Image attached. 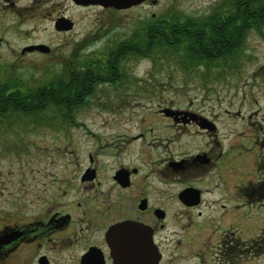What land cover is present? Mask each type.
I'll return each instance as SVG.
<instances>
[{"label":"flooded vegetation","instance_id":"obj_1","mask_svg":"<svg viewBox=\"0 0 264 264\" xmlns=\"http://www.w3.org/2000/svg\"><path fill=\"white\" fill-rule=\"evenodd\" d=\"M253 1L217 0L196 13L172 5L125 28L127 12L160 0L128 8L0 0V110H12L13 83L31 64L46 70L24 85L54 81L46 90L64 95L43 105L55 118H0V264H120L130 224L145 229L155 264H264V62L248 78L246 110L163 96L189 95L210 64L225 76L230 69L239 87L253 46L246 36L264 35V25L239 17ZM95 9L79 38L83 11ZM163 16L168 54L157 53L153 25ZM143 59L152 65L137 71Z\"/></svg>","mask_w":264,"mask_h":264},{"label":"rangeland","instance_id":"obj_2","mask_svg":"<svg viewBox=\"0 0 264 264\" xmlns=\"http://www.w3.org/2000/svg\"><path fill=\"white\" fill-rule=\"evenodd\" d=\"M217 0H160V3L156 6L153 5H142L140 7H137L133 11H129L126 13L124 18V23L121 25L125 28H128L131 23L134 22L135 18L137 16H142L146 14H150L152 11L159 12L160 14L165 13L169 7L174 5V8H177L181 11H187L190 13H196L203 11H208L214 4V2ZM85 15H82L83 18L79 20L78 23V35L79 38H82V36L85 34V31L87 29V26L90 22H92L93 18L97 16L96 9L95 10H89V11H83ZM247 44H253V46L247 47L246 54L248 56H244L243 60L240 63V69L241 72L239 75L242 74V77H238V85L239 87L235 89L233 85L235 84V80L237 78H234L230 74V69H226V76L224 74L219 73L218 69L215 68L214 64H210L208 67L207 65L201 66L199 68V71H205L206 76L200 77V75H195L194 80L196 81L195 84H192L191 86L195 87L194 90L190 92L189 95H182L181 93H168L164 92L163 96L173 97V98H179L182 101H185V98H193L195 101L206 103L210 102H235L237 104L238 108H241L243 110L248 109V106L245 105L246 103L244 101V93L245 89L248 90V78L250 79L251 74L253 71L264 62V35L256 32V31H250L248 36H246ZM251 54V56H249ZM152 65L151 61L149 59H143L140 61L137 65L136 70L137 71H145L147 68H150ZM178 69V68H177ZM223 69V68H222ZM46 70V67L43 66L42 63L39 64H31L29 65L28 72H24V76L21 75L22 83L28 84V85H34L37 84L40 81V76L44 71ZM168 70V68L164 64H160L157 66L158 71V77H161V80L165 81L167 80V75H165L163 72ZM182 70V69H180ZM211 72V73H210ZM200 77V78H198ZM174 80L178 81L176 82V85H181V78H174ZM251 80V79H250ZM203 84V85H202ZM198 86H202L200 89L197 88ZM238 92L235 94V92ZM205 98V100H204ZM218 98H220L218 100ZM242 98V99H241ZM99 102V99L96 97L95 100ZM239 104V105H238ZM13 119H48V118H55V114L52 111H45L42 113H36L32 115L28 114H21V113H12L10 116ZM0 118H6L4 115H0Z\"/></svg>","mask_w":264,"mask_h":264},{"label":"trees","instance_id":"obj_3","mask_svg":"<svg viewBox=\"0 0 264 264\" xmlns=\"http://www.w3.org/2000/svg\"><path fill=\"white\" fill-rule=\"evenodd\" d=\"M260 3H264V0H259L257 6L259 7ZM251 7V5H249ZM252 8V7H251ZM253 13L248 15V14H240V19L242 21V24L246 23V19L244 18H248L251 17L252 20V25L258 26V29L262 28V25H264V13L262 12H258L257 8H256V0L253 1ZM244 19V20H243ZM156 25L158 31H157V36H156V45H157V53L159 54H168L169 51V36L167 35L168 33V26H167V20L165 18V16H163L162 19H156V21H154V24ZM241 30L239 28L238 30V37L240 38L239 34H240ZM216 35V31L214 29H212L211 31V35L210 37H208V39L212 40V43H215V40H213L215 38ZM214 37V38H213ZM190 39L192 40L191 44L193 46V48L195 49V51H193V54H198V50H197V43H195V41L197 39L193 40V37L190 36ZM200 39V38H199ZM175 44L181 45V41L180 39L177 41H175ZM175 47V46H174ZM214 45L210 43L206 44V51L207 50H214ZM206 55H209L208 53H206ZM207 63V62H206ZM191 66L193 65H197L199 64L198 62H190ZM55 86L54 81L51 82H45L44 84H40L39 88L42 87L45 90L42 92H39V88H31L28 85H24L21 82L18 81H14L13 83V87H14V92L10 95L11 97V101H12V110H7V111H2L0 110V114L6 116V113L8 112H12V113H41L44 112L45 110H48L47 108H45V106H43L44 104H48V103H53V102H57L59 99L63 98V94L60 93V91H56V90H46L47 87H51L53 88ZM23 87H26V90L21 89ZM73 95L69 92V94L65 97L68 100L70 99V97H72ZM6 100V95L4 94V92L2 94H0V102L5 103ZM27 105V106H26ZM30 105V107L28 106ZM44 110V111H43ZM36 112V113H35Z\"/></svg>","mask_w":264,"mask_h":264},{"label":"water","instance_id":"obj_4","mask_svg":"<svg viewBox=\"0 0 264 264\" xmlns=\"http://www.w3.org/2000/svg\"><path fill=\"white\" fill-rule=\"evenodd\" d=\"M144 1L145 0H77L78 3H94L101 4L104 6H114L116 8H128L133 5L143 3ZM123 229L127 232V234L133 235L131 236L133 242L130 243L129 251L123 253V256H125V260L122 259L118 263L155 264L159 260L160 255L158 252L155 251V248L153 247L151 240L147 237L144 228L130 224L124 226Z\"/></svg>","mask_w":264,"mask_h":264}]
</instances>
